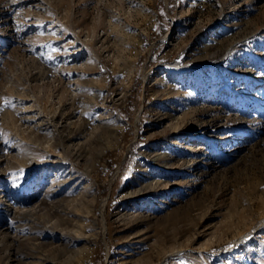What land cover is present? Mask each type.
I'll use <instances>...</instances> for the list:
<instances>
[{"label": "rangeland", "instance_id": "1", "mask_svg": "<svg viewBox=\"0 0 264 264\" xmlns=\"http://www.w3.org/2000/svg\"><path fill=\"white\" fill-rule=\"evenodd\" d=\"M0 264H264V0H0Z\"/></svg>", "mask_w": 264, "mask_h": 264}, {"label": "bare ground", "instance_id": "2", "mask_svg": "<svg viewBox=\"0 0 264 264\" xmlns=\"http://www.w3.org/2000/svg\"><path fill=\"white\" fill-rule=\"evenodd\" d=\"M199 148H200V147H196V149H198V150H199ZM204 158H205V159H208L207 157H204ZM204 158H203V160H204ZM207 161H208V160H207ZM209 162H210V161H209Z\"/></svg>", "mask_w": 264, "mask_h": 264}]
</instances>
